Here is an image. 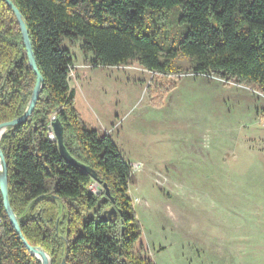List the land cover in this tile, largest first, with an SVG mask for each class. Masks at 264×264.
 I'll list each match as a JSON object with an SVG mask.
<instances>
[{
    "label": "trees",
    "instance_id": "trees-1",
    "mask_svg": "<svg viewBox=\"0 0 264 264\" xmlns=\"http://www.w3.org/2000/svg\"><path fill=\"white\" fill-rule=\"evenodd\" d=\"M9 1L26 26L43 79L32 115L0 139L8 201L21 235L50 264H152L134 250L142 233L128 196L130 166L111 138L87 130L76 112L72 60L62 42L81 40L93 69L135 62L157 76L216 77L264 96V0ZM174 7L188 30L176 48L165 49L156 42L160 29L146 16ZM178 55L187 58L186 69L173 65ZM35 83L16 17L0 0V125L24 114ZM52 117L62 126L67 153L96 181L61 158L47 134ZM92 184L100 191L105 186L109 199L102 200L104 191L89 193ZM110 208L116 217L107 221L102 213ZM0 264H40L12 228L1 192Z\"/></svg>",
    "mask_w": 264,
    "mask_h": 264
},
{
    "label": "rangeland",
    "instance_id": "rangeland-1",
    "mask_svg": "<svg viewBox=\"0 0 264 264\" xmlns=\"http://www.w3.org/2000/svg\"><path fill=\"white\" fill-rule=\"evenodd\" d=\"M180 15V7L147 12L165 49L188 30ZM81 45H61L74 107L128 160L142 233L135 253L152 264H264V96L216 77L157 76L135 62L93 69ZM173 65L186 69L188 60L178 55Z\"/></svg>",
    "mask_w": 264,
    "mask_h": 264
},
{
    "label": "water",
    "instance_id": "water-1",
    "mask_svg": "<svg viewBox=\"0 0 264 264\" xmlns=\"http://www.w3.org/2000/svg\"><path fill=\"white\" fill-rule=\"evenodd\" d=\"M2 1L5 3V5L9 9L12 10V12L14 13V15L16 17V20H17V23H18V26L20 29L21 37H22V42H23V45H24V48L26 51V55L28 58V63H29V66L32 69V71L36 77V83H35L34 89H33L32 94H31L30 101L28 103V106H27L24 114L16 120L1 124L0 125V132L3 135L7 130H10V129L14 128L15 126H18L21 123L27 121L28 118L32 115L35 104L38 100L39 93L43 87V79H42L41 75L38 73V70H37V67L35 64V60H34V56L32 53V49H31V44L29 41L28 32H27L26 26L22 20L20 13L12 5V3L9 0H2ZM51 128H52L53 135H54V141L57 144L58 152H59L61 158L66 163H68L69 165H72L78 169L85 171L87 174H89L91 176V179L93 181H96L97 178H96V175L94 174V172H92L89 168H86V167L78 164L76 161H74V159H72L70 157V155L67 153V151L65 150L64 145H63V129H62L60 122L55 120L54 122L51 123ZM2 135H1V137H2ZM1 137H0V139H1ZM102 190L104 191V195H103L102 200H108L109 199L108 190H106L105 186H102ZM0 192L2 195L4 208H5L7 217L10 221V224H11L12 228L14 229V231L16 232V234L18 235L19 240L22 242V244L25 247V249L27 250V252L31 256H33L37 261H39L40 264H50V258L48 257V255L45 252H43L41 249L33 248V247L29 246L20 233V229H19V225H18V219L16 218V216L12 212L10 205H9V201H8L6 164H5V160H4V157H3L1 150H0ZM112 217L113 218L116 217V212L113 208H110V209H108L102 213V218H105L107 221H110Z\"/></svg>",
    "mask_w": 264,
    "mask_h": 264
},
{
    "label": "built area",
    "instance_id": "built-area-1",
    "mask_svg": "<svg viewBox=\"0 0 264 264\" xmlns=\"http://www.w3.org/2000/svg\"><path fill=\"white\" fill-rule=\"evenodd\" d=\"M90 67V66H89ZM202 77V76H201ZM55 121V118L54 117H52L51 119H50V123H49V125H48V128H47V134H51V136L52 137H54V135H53V131H52V128H51V123L52 122H54ZM97 187L95 184H92L91 186H90V188L88 189V191H89V193H94V191H93V187ZM97 189H99V194H101V193H103V191H100V188H98L97 187Z\"/></svg>",
    "mask_w": 264,
    "mask_h": 264
},
{
    "label": "crops",
    "instance_id": "crops-1",
    "mask_svg": "<svg viewBox=\"0 0 264 264\" xmlns=\"http://www.w3.org/2000/svg\"><path fill=\"white\" fill-rule=\"evenodd\" d=\"M75 81L78 79V72H76L75 73V76H74V78H73ZM69 88H70V90H72L73 92H74V90L70 87V85H69ZM118 125V124H117ZM122 154V153H121ZM127 156H129V155H127ZM122 157H124V155L122 154ZM124 159H125V157H124ZM126 160V159H125ZM126 161H128V160H126ZM130 162V161H129ZM128 162V163H129ZM133 162V161H132Z\"/></svg>",
    "mask_w": 264,
    "mask_h": 264
},
{
    "label": "bare ground",
    "instance_id": "bare-ground-1",
    "mask_svg": "<svg viewBox=\"0 0 264 264\" xmlns=\"http://www.w3.org/2000/svg\"><path fill=\"white\" fill-rule=\"evenodd\" d=\"M1 135H2V133L0 132V137H1ZM52 139H53V141H54V137H53Z\"/></svg>",
    "mask_w": 264,
    "mask_h": 264
}]
</instances>
